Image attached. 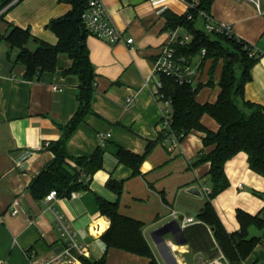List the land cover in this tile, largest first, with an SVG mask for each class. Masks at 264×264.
Listing matches in <instances>:
<instances>
[{
	"label": "crops",
	"instance_id": "obj_1",
	"mask_svg": "<svg viewBox=\"0 0 264 264\" xmlns=\"http://www.w3.org/2000/svg\"><path fill=\"white\" fill-rule=\"evenodd\" d=\"M104 2L110 22L122 30L124 40L133 37L134 42L127 45L91 35L87 38L97 80L93 108L99 116L90 115L79 126L68 149L74 155H91L100 145V132L111 136L105 140L103 167L94 174L90 188L57 199L55 206L77 232L88 259L106 255V264L151 263L148 256L107 249L103 234L111 221L101 213L100 197L118 202L123 213L143 221V234L158 264H203L216 257L221 248L212 228L202 220L181 227L175 236L167 234L164 241L156 242L153 237L155 229L173 220L172 209L197 217L207 200L202 188H211V162L193 163L201 151L214 149L204 146V131L192 130L176 147L159 139L163 107L157 99L160 75L154 72V61L162 47L175 46L177 38L188 33L183 26L168 28L164 12L169 9L184 15L189 5L186 0ZM70 9L68 0H12L0 10V14L4 12L0 34L8 33L10 25L29 27L34 37L56 44L57 35L46 25ZM210 13L216 21L231 24L234 34L253 47L250 55L258 61L251 69L252 79L245 84V97L264 105V0H214ZM37 45L34 39L27 43L31 50ZM18 53V47L5 40L0 43V264H31L33 257L45 259L63 249L48 203L35 199L28 188L54 157L44 143L61 137L59 125L68 123L77 107L79 79L62 73L72 64L67 54L58 56L56 71L31 81L24 79L26 66L16 61ZM194 62L201 69L198 83L203 84L197 100L216 102L221 92L218 81L222 62L213 86L207 85L211 61L200 66V58ZM128 97H134L130 105ZM201 122L212 131L219 129L209 114H204ZM150 143L153 145L147 151ZM118 145L145 154L140 173L119 162ZM225 171L230 184L212 202L226 230L240 229L238 209L264 219V196L260 195L264 194V176L250 168L247 153L241 151L228 160ZM109 179L122 183L120 194L107 186ZM193 185L200 186L201 195L188 191ZM250 234L260 235L261 241L245 262L264 264V231L251 226Z\"/></svg>",
	"mask_w": 264,
	"mask_h": 264
},
{
	"label": "trees",
	"instance_id": "obj_2",
	"mask_svg": "<svg viewBox=\"0 0 264 264\" xmlns=\"http://www.w3.org/2000/svg\"><path fill=\"white\" fill-rule=\"evenodd\" d=\"M12 0H0V10L7 7ZM196 0H188L191 4ZM184 15H178L171 10L164 12L167 27L175 29L183 26L192 34V40L187 44H175L177 57L184 58L191 64L200 58V65L211 61L209 80L207 85H214V75L218 64L223 60L222 72L218 81L221 92L216 102L200 103L197 100L199 89L191 83H179L169 75L160 74L161 93L172 100L173 114L170 131L181 141L194 129L205 132L204 146H214L210 152L204 150L194 160L198 165L206 161L211 162L209 179L211 191L197 217L213 230L215 241L232 264H242L255 246L261 241L260 235H251L250 227L255 226L264 231V219L258 214H251L245 210H237L240 229L228 232L223 225L213 204V199L230 182L225 166L228 160L243 151L248 155L250 168L264 176V105L253 103L245 97V84L252 79L251 69L258 58L251 56L253 47L235 35L208 33L201 25L208 19L200 15L204 11L211 15L214 0H197ZM71 9L64 15L53 18L46 25L53 31L58 42L51 44L34 37L29 27L24 28L10 25V31L0 34V43L7 41L12 47H18V62L26 66L24 79L38 80L45 72L58 69V56L67 54L72 64L64 68L65 75H76L79 79L76 94L77 107L74 115L66 124H61L62 135L58 140L44 143V148L51 150L54 157L48 162L31 181L28 190L37 200L45 199L51 190H56L58 196L69 197L73 192L88 190L94 174L103 167L105 145H99L91 155H74L68 149V142L79 126L90 115L99 116L93 108V99L97 89L96 71L90 58L87 45L89 31L84 23L83 14L89 8L90 0H68ZM2 12L0 18L3 16ZM189 15L192 17L189 18ZM30 39L38 43L35 50L27 47ZM223 42L229 43L226 48ZM206 54L202 55V50ZM209 114L219 123L218 131H212L204 126L201 117ZM163 127L159 139L165 141L168 137ZM167 133V134H165ZM149 144L148 150L152 147ZM141 155L120 145L117 148L119 162L131 167L134 173H140V167L145 159ZM107 186L120 194L122 183L109 179ZM259 194V193H258ZM264 196V194H260ZM101 213L110 218V226L103 234L107 249L120 248L151 258L150 264H158L151 247L144 234V223L140 219L123 213L118 202H109L98 197ZM84 264H106V255L98 260L80 256Z\"/></svg>",
	"mask_w": 264,
	"mask_h": 264
},
{
	"label": "built area",
	"instance_id": "obj_3",
	"mask_svg": "<svg viewBox=\"0 0 264 264\" xmlns=\"http://www.w3.org/2000/svg\"><path fill=\"white\" fill-rule=\"evenodd\" d=\"M190 7H194L197 4V0L191 4L186 0ZM200 15L208 18L205 23L201 24V27L208 33H219L222 35H235L232 26L229 23L216 21L211 15H207L204 11H199ZM192 16L189 15V18ZM84 23L89 31V35L95 36L107 40L108 42L118 43L126 42L130 45L134 42L133 37H129L126 40L123 38V32L113 22H110V15L104 0H90L89 8L83 14ZM176 32L173 33V36ZM236 36V35H235ZM237 37V36H236ZM192 40V34L186 33L177 38V43L187 44ZM206 54V50H202V55ZM200 66V64H198ZM154 72L156 74H166L174 77L177 82L191 83L194 87L197 85L199 78L201 77V69L197 65L187 62L184 58L177 57L175 47L172 45L164 46L157 54L154 61ZM161 82H158L157 99L163 107V128L166 131H170L171 119L173 114L172 100L166 98L160 91ZM134 101V97L127 98V105H130ZM167 134V133H165ZM168 137L165 142L169 143L172 147H176L180 144L179 138L170 131L167 134ZM111 133H99V142L101 145H105L106 138H109ZM203 193L208 196L211 188L203 186ZM75 195V192L72 193ZM71 195V196H72ZM57 191L51 190L45 197L46 202L49 205V210L53 213L55 222L60 231L62 239L63 249L57 254L51 255L45 259L32 258L31 264H82L80 256L85 255V247L80 243L77 232L74 230L71 223L65 217V215L55 206V201L59 199ZM17 212V210H14ZM173 219H178L182 229L187 228L190 225L197 224L200 220L194 215L179 214L175 209L170 213ZM203 264H232L225 254L220 250L218 255L211 260ZM242 264H247L245 261Z\"/></svg>",
	"mask_w": 264,
	"mask_h": 264
},
{
	"label": "water",
	"instance_id": "obj_4",
	"mask_svg": "<svg viewBox=\"0 0 264 264\" xmlns=\"http://www.w3.org/2000/svg\"><path fill=\"white\" fill-rule=\"evenodd\" d=\"M189 192L193 194L201 195L202 191L199 185H193L188 189ZM54 216V215H53ZM181 229V225L178 219H173L165 223L164 225L158 227L154 230L153 237L155 241H164L167 234L171 233L174 236L176 235V231Z\"/></svg>",
	"mask_w": 264,
	"mask_h": 264
},
{
	"label": "rangeland",
	"instance_id": "obj_5",
	"mask_svg": "<svg viewBox=\"0 0 264 264\" xmlns=\"http://www.w3.org/2000/svg\"><path fill=\"white\" fill-rule=\"evenodd\" d=\"M201 27V25H199ZM224 47L226 48H231V46L229 45V43L223 42L222 44ZM222 64H223V60H221Z\"/></svg>",
	"mask_w": 264,
	"mask_h": 264
}]
</instances>
